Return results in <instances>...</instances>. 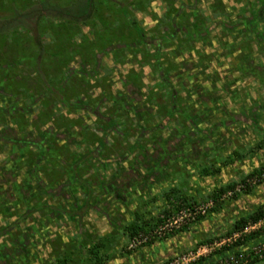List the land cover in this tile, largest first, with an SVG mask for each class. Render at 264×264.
I'll use <instances>...</instances> for the list:
<instances>
[{
  "label": "flooded vegetation",
  "instance_id": "1",
  "mask_svg": "<svg viewBox=\"0 0 264 264\" xmlns=\"http://www.w3.org/2000/svg\"><path fill=\"white\" fill-rule=\"evenodd\" d=\"M28 3V0L22 3L27 6L23 12L25 20ZM41 3L44 2L37 3L31 12L38 11L36 7ZM187 5L186 0L184 6ZM259 6L260 11L255 17L260 20L259 26L248 28L254 36L249 52L240 56L239 50L232 47L236 43H230L234 51L229 61L236 63L231 75L240 77L236 81L221 79L220 73L211 72L209 64L212 61L200 52L203 48L193 47L199 41H194L191 26L204 23L205 16H188L184 11L177 14L178 10L173 12L169 7L167 13L156 18L150 27L152 39L144 37L145 29L137 23L129 31L119 26L126 36L141 40L139 45L143 48L145 43L150 46L139 49L154 54L150 62L156 64V69L151 70V75L156 80L151 85L144 83L148 74L144 75L137 59L136 64L114 62L118 58L113 54L119 56L122 50L109 52L106 47L99 53L110 55L113 64H101L96 58L94 63L75 65L78 68H71L70 82L68 76L66 82H60L61 92L65 94L57 92L54 95L53 91L46 90L30 97L27 89L20 88V78L13 74L10 83H4L5 86L0 83V264H25L33 258L31 247L42 250L46 245L48 251H52V243L56 240L76 239L79 243L83 236L93 233L95 218L109 219L113 213H110L112 202H122L124 196L139 193L143 187L157 192L158 186L162 188L171 182L176 169L188 168L199 158L197 144L203 142L205 136L209 137L219 127L230 128L239 114L246 116V121L252 119L253 106L249 104L254 99V72L257 71L258 76L261 73L263 80L259 84L264 86V64L253 67L255 55L264 62V0ZM122 12H125L123 8ZM92 17L93 14L86 21ZM157 28L164 31L158 33ZM146 53L145 58H148ZM139 58L145 60L142 56ZM163 58L165 62H162ZM145 66L150 65L146 63ZM36 67L34 64L33 68ZM208 74L213 75V86L207 84ZM52 79L34 80L28 84L25 81L23 86L43 87L56 82ZM242 79L250 84L248 88L252 93L244 95L249 103L244 102L243 95L240 97L233 91L232 86L241 83ZM46 95H50L49 100L42 103ZM206 100L212 103L211 112L218 119L217 125L209 129L201 126L200 121L205 110L210 108ZM258 103L264 107V100ZM197 104L202 111L193 110ZM242 105L247 106L246 112ZM141 112H146L143 117L148 113H151L150 117H160V128L165 127L164 119L176 121L187 144L162 143L163 134H152V131L157 133V127L149 128V120H141ZM169 131L170 128L166 130L168 135ZM148 135H151L150 139H147ZM214 135L219 138L215 143L224 141L220 133ZM233 151L247 150L230 147L219 162L195 161L198 176L208 177L199 174L205 166L224 167L245 159L222 165ZM146 177L149 179L143 181ZM166 193L163 192V199Z\"/></svg>",
  "mask_w": 264,
  "mask_h": 264
},
{
  "label": "rangeland",
  "instance_id": "2",
  "mask_svg": "<svg viewBox=\"0 0 264 264\" xmlns=\"http://www.w3.org/2000/svg\"><path fill=\"white\" fill-rule=\"evenodd\" d=\"M24 1L26 0H0V14L11 15L12 13L24 12V7H27L22 5ZM40 1L49 5L56 4L61 7H68L75 0H28V17L26 20L23 17L22 20L25 29L16 31L13 37H8L7 49L0 51L1 85L5 86L6 83H10L12 74L14 77L17 75L21 80L20 88L27 89L30 97L46 90L53 91L54 95L57 92L62 93L60 82L63 80L66 82L67 76L68 82H70L71 68H78L75 65L94 63L96 58L99 59L101 64L112 65L113 61L110 55L102 56L99 53L105 47V49L109 48V52L115 51L118 53L119 50H122L119 56L113 54L114 58H118L114 62L136 64L137 59L144 75L148 74L144 77V83L148 82L147 85H151L150 83L156 80L151 75V70L156 69V64L150 62L154 54L152 52L147 54V50H145L146 57L149 56L145 58L144 52H142L145 47L149 49L150 46L145 43L146 46L143 48L139 45L141 40L139 41L135 36H126L123 33L124 30H119V26H123V29L129 31L137 23L145 29L144 34L146 36L144 37L152 39L154 35L149 34V31L153 32L150 27L155 23L156 18L167 13L169 7L173 8V12L178 10L177 14L184 11L183 13L188 16L193 14L205 16L204 23L198 22L197 25L191 26L194 41H199L194 43L193 47L203 48L200 52L204 54L205 58L212 61V64H209L211 72L220 73L221 79L239 80V75L236 78H233L236 74L231 75L233 74L232 66H236V63L229 60L234 51L233 48L238 49V54L243 57L249 52L254 36L248 28L253 27L255 29L259 26L260 20L255 19V17L257 18L256 14L260 11L259 5L263 2V0H187L188 5L184 6L186 0H95L96 8L91 20L72 22L73 20H69L71 19L69 16L66 18L56 17L49 9L43 12L40 20H36L35 16H31L30 13L31 9ZM169 4H172V6H168ZM1 7L4 9H1ZM122 8L125 12H122ZM72 13L68 15L74 17L76 13ZM213 17L218 18L214 19ZM262 17L264 18V12H262ZM163 21L166 20L163 19ZM203 27L205 28L202 29ZM160 31L164 30L157 28L156 32L160 33ZM36 39H39L41 44H35ZM241 39H243L242 44H240ZM231 42L236 43V46H232V49L230 48ZM244 45L245 48L242 49ZM262 47H260V51ZM253 49L255 51V47ZM138 53L140 54L138 55ZM141 56L145 60L141 61L139 58ZM254 58L253 67L259 63L264 64L263 59L259 58L258 55H255ZM242 61L244 62V59ZM162 62H165L164 58ZM206 62L208 63V61ZM146 63H149L150 66H145ZM22 64L26 65L19 66ZM34 64L38 67L33 68ZM139 67L136 66L135 68L138 69ZM22 68L28 69L23 71ZM256 72L252 77L254 99L253 103L249 104L251 107L253 106L250 115L252 119L246 121L247 117L239 114L236 121L230 124V128H216V132L213 133L212 131L209 137L205 136L204 141L197 144L198 151H200L199 158L194 160L188 168L180 167L174 171L172 179L170 177L173 183L170 182L162 188L158 186L155 193L150 191L149 187H143L139 193L124 196L122 202H112L113 210L110 213H113L109 215L108 220L100 215L98 219L95 218L96 222H94L92 234L89 233L87 237L83 236L79 243L76 239L75 241H66V239L53 241L52 251H48L46 245L42 250L40 248L33 250L31 247L33 258H30L25 264H167L173 257L193 250L202 244L208 245L210 252L192 264H219L230 259L243 261L247 255H250L251 259L246 264H264V222L255 230H252L253 232H241L235 239L232 237L223 244L219 245L217 243L241 230L237 229L228 233L233 228L236 220L254 211L260 205H264V178L253 186L236 191L231 196H224L226 192L221 194L217 202L218 208L215 211L210 209L202 220L189 225L186 229L176 232L170 237L150 243L152 245L160 241H166V244L160 250L156 249L151 254L147 252L140 259L134 255L140 251V248L145 246L133 251L126 249L129 223L136 219L140 225L152 223L159 211L166 207L167 201L165 198L163 199V192L172 191L174 196L185 195L197 201V203H203L208 200L205 197L215 186L230 182L236 183V186L245 179L250 171L262 167V170H264V107H261V103H258L264 100V86L262 87L259 84L263 80L261 73H259V77ZM208 76L207 84L213 86L214 82H211L213 75L208 74ZM243 76L242 74L241 77ZM51 77L56 82H52L47 86L34 85L31 88L30 85L27 88L23 86L25 81L27 84L32 83L34 80L38 82L40 79L48 81L47 79ZM82 79L86 80V77L83 76ZM242 82L235 83L232 86L233 91L239 93L240 97L243 95L244 102L249 103L245 101L244 95L245 93H252L249 90L250 84L245 79H242ZM73 88L74 86L71 87V89ZM68 92L66 90V93ZM49 96L46 95L43 100L41 99L42 103L48 102ZM208 101L206 100L205 103L210 108L205 110L204 117L200 119L201 126L206 129L216 126L218 121L211 112V108L213 109L212 103ZM238 103V106H241L240 102ZM191 105L193 106L192 103ZM192 108L196 112L202 111V108L199 110L198 104ZM246 108L247 106L243 107L244 112H246ZM145 114L146 112H141V120L146 121L148 119L149 128L154 125L157 127V133L152 131V134H163L164 140L162 143L169 141L168 143L171 145L176 143L187 144V141L183 138L184 132L177 126L176 121L168 120L167 122L164 119L165 127L160 128L159 123L162 122V119H159L160 117L158 119L150 117L151 113H148L147 117H143ZM131 118L135 117L132 116ZM152 120L154 124L150 122ZM195 121L197 123V120ZM155 127L153 128L155 129ZM175 127H178L179 130H176ZM169 128L171 129L169 131L170 135L166 132ZM215 133H220L221 138L224 139L222 143H215L219 141V138L214 135ZM150 137L151 135H148L147 139H150ZM254 146H257V148L249 152L245 159L236 161L229 166H220L221 171L217 176L213 178L198 176L195 161L206 160L216 163L225 157L230 147L249 151ZM148 179L146 177L142 180ZM248 188H251L249 192H247ZM161 189L163 190L161 191ZM173 190L175 191L173 192ZM174 196L171 195V197ZM249 235H254V237L248 239ZM208 239H212V241L204 242ZM167 240H170V242H167ZM70 258L71 262L69 261ZM256 259L258 261H255Z\"/></svg>",
  "mask_w": 264,
  "mask_h": 264
},
{
  "label": "trees",
  "instance_id": "3",
  "mask_svg": "<svg viewBox=\"0 0 264 264\" xmlns=\"http://www.w3.org/2000/svg\"><path fill=\"white\" fill-rule=\"evenodd\" d=\"M75 3H72L70 6L68 7H61L60 5H49L48 3H41L38 7H36L38 9V11H34L31 12L30 15L31 16H35L36 18H39L42 14L43 11L49 9L52 14L56 17H63L66 18L67 16H69L71 19L69 20H73V21H86L87 19H89L91 17V15L93 14L94 10H95V0H75ZM3 6V5H2ZM35 8V9H36ZM1 9H4L3 7H1ZM39 11H41L39 13ZM72 12L76 13V15L74 17H71L70 14H73ZM23 17L24 14L23 12H18V13H12L11 15H1L0 14V51H2L3 49H7V44H8V37L12 36L16 33V31H20L24 28L23 25ZM39 39H36V44H39ZM257 147L255 146L253 149L249 150V151H233L230 153V155H228L225 159L224 162H222V165H229L231 163H233L235 160H239L241 158H244L248 155L249 152H252L253 150H255ZM262 168L260 169H254L252 171H250L245 179L241 182H245V180L247 178L250 177H254V176H260L261 174L264 173V170H262ZM220 172V167L219 166H215V165H208L205 166L203 168L200 169L199 174L201 176H212L215 175L217 173ZM234 182H230V183H226L224 185H221L219 187H215L206 197L205 199L207 200H213L214 201V206L211 208L212 211H215L219 205H217L218 199L220 198L221 194H224L225 192H227L229 189H233L235 187ZM240 184V183H239ZM251 188H248V191H250ZM174 191V190H173ZM171 195L174 196V194H172V191H169L168 193H166L164 195L165 199H166V207H164L163 209H161L158 213V215H156L155 220L150 223L149 225H145V224H138V220H134L133 222L129 223L127 230H128V238H131L133 235L137 234L138 232H144L146 233L148 231V229L154 227L157 223H159L161 221V218L159 217L160 215H169L173 212H175L179 207L183 206V205H188L190 203H197V201L193 200L192 198L190 199V197H186L185 195H176L174 197H171ZM217 205V206H216ZM216 206V208L214 209V207ZM263 206L264 205H260L258 208H256L254 211L248 213L247 215H244L242 217H240L238 220L235 221L234 226L232 229H230L228 231V233H230L233 230H237V229H242L244 226H246L248 223H255L260 221L261 219L264 218V210H263ZM205 216L201 217L200 219H198V221L202 220ZM187 227V226H186ZM186 227L181 228L180 230L176 231V232H180L184 229H186ZM176 232H174L172 235H174ZM170 235V236H172ZM168 236V237H170ZM254 235H249L248 239L253 238ZM210 242L212 241V239H208L205 240L204 242ZM255 261H258V259H256ZM254 261V262H255Z\"/></svg>",
  "mask_w": 264,
  "mask_h": 264
},
{
  "label": "built area",
  "instance_id": "4",
  "mask_svg": "<svg viewBox=\"0 0 264 264\" xmlns=\"http://www.w3.org/2000/svg\"><path fill=\"white\" fill-rule=\"evenodd\" d=\"M264 178V173L260 176H254L247 178L245 182L236 185L233 189H229L224 196H231L235 194L236 191L246 189L248 186H253L261 179ZM214 206L213 200H207L203 203H190L188 205H183L179 207L175 212L169 215H160L161 221L157 223L154 227L148 229L146 233L138 232L133 235L126 241V249L128 251H133L139 247L146 246L156 240H160L172 235L174 232L180 230L183 227H188L191 224H194L201 217L205 216L208 211ZM264 210V209H263ZM264 222V218L255 223H248L244 226L239 232H234L232 236L227 237L226 239L220 240L217 242L219 245L223 244L226 241H229L230 238H236L241 232H253ZM208 245H198L195 249L185 252L181 255L173 257L167 264H192L195 261L205 257L209 251ZM258 256L257 252H255ZM242 259V258H241ZM250 255H247L243 261L240 259H230L224 260L219 264H246L250 261Z\"/></svg>",
  "mask_w": 264,
  "mask_h": 264
},
{
  "label": "crops",
  "instance_id": "5",
  "mask_svg": "<svg viewBox=\"0 0 264 264\" xmlns=\"http://www.w3.org/2000/svg\"><path fill=\"white\" fill-rule=\"evenodd\" d=\"M213 176H215V175L208 176V177H205V178H213ZM219 186H221V185H219ZM219 186H215V187H219ZM167 242H170V240H167ZM165 244H166V241L165 242L164 241H160V242L154 243L152 245L151 244L150 245H147V246H145L143 248H140V251H138V253H136L134 256L136 258L142 259L141 257L144 256L147 252L151 254L156 249H159L160 250L162 248V246H164Z\"/></svg>",
  "mask_w": 264,
  "mask_h": 264
}]
</instances>
